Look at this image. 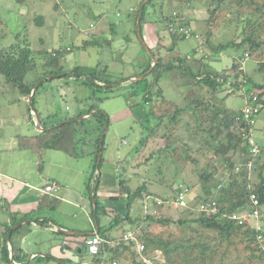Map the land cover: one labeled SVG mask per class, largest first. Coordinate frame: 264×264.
<instances>
[{"label":"rangeland","instance_id":"374dc122","mask_svg":"<svg viewBox=\"0 0 264 264\" xmlns=\"http://www.w3.org/2000/svg\"><path fill=\"white\" fill-rule=\"evenodd\" d=\"M144 1L145 0H22L17 2V0H0V46H10L16 42L20 44L29 42L39 63L42 62L46 53L54 48L59 47V50L64 49V51H66L65 54L58 58V61L60 62L59 66L63 67L64 73H67V75L61 77L56 73L47 75L44 80H53V82H51L50 92H46V87L50 84L41 87L37 92L35 105L33 104L38 112H51L57 114V121H55L53 125H58L66 121L68 115L72 117L79 109L83 108L84 105L90 107L93 103V98L85 99L83 104L76 98V95L82 97L85 91H88V88L82 80L77 79L78 77L74 75V69L80 68L79 70L83 71L97 69L98 66L101 69L106 68L108 71L107 75H104V77L113 81L108 83L118 85L113 88H119V84L123 79L127 78V76L133 74L134 76L128 77L129 80L137 79L140 75L137 76L136 72L148 67L151 56L147 53V49L140 40L137 32V11H133L134 6L138 10L139 5H142ZM210 2L211 0H196L194 2V7L185 8V6L181 7L177 0H154L153 3L149 5V11L146 14L148 22L144 23L142 32L149 46L151 45L155 48L156 44L161 41L160 38H162V53L161 51L159 53L162 54L161 57L163 59H173L177 57L175 54H180L191 68L199 70L200 62L196 60L195 49L203 45L200 48L203 49V52L199 51L200 54L202 53L201 55H205L204 51L207 55H211L214 52V54H212L214 57L212 56L208 65L204 67L206 72L230 67L234 61L232 55H235L236 52L233 49L221 51L219 43L222 41L228 42L235 38L238 32H240V30H238L239 27H236L237 17L229 13H227L228 15L226 16H218L214 21L215 25L211 27L214 31L212 35L213 40H210L212 47L209 48L205 46V35L210 29L204 21L207 14L209 15L204 5L208 6ZM201 7H204V11ZM182 11L191 14L194 21L191 23L190 27L198 30V33L202 34L203 38L192 36L191 38L179 39V41L174 40V45L172 40L173 37H170V32L165 24L159 23V19L163 14L169 16ZM239 17L244 19L246 14H242ZM40 18H42L41 21ZM163 29H165L164 32H168L170 36H166L165 38L161 37V30ZM18 33H20L19 37L17 36ZM85 44L89 46L86 48ZM237 53H242V50ZM188 54H190L189 57L187 56ZM251 57V60L245 65V70L247 73L251 74L253 78L258 81H263L264 72L259 73L255 71L257 68L256 60L259 58V55L254 53ZM258 60L261 61V58ZM40 65L27 75L26 82L34 81L35 78L43 76L45 69ZM143 75L144 74H141L142 78L144 77ZM59 82L61 83L60 85L58 84ZM188 82L187 78L181 77V71L176 68L173 71H167V73L162 76L159 85L162 87L166 97L174 100L175 106L183 107L187 104L184 100L185 95L189 96L197 93L195 88L189 87ZM38 83H41V81L37 82L35 85ZM186 84H188L187 87ZM92 91L93 90L89 91L90 94ZM124 91H127V88H124ZM255 91L259 92L258 90ZM106 93L107 92L104 93L101 90H96L97 95L102 96L106 95ZM122 93V90L118 91V93L115 91V96L110 95L109 98L104 99V101L100 103V106L105 109L111 119H109V129L105 136L104 163L102 167L99 168L98 161H96V159L94 160V162L96 161L97 163V169L91 184L92 190L86 189L88 197L92 196V192L100 183L101 179L99 173L102 172L103 166H105V168H110V170L118 174V177H121V179H127L124 175V170L120 171V160L127 162L124 164L126 166L125 170L130 174L129 180L125 182L126 185H131V187L136 190L139 186L148 182L147 185L149 184L148 187L150 190L162 197L173 196L174 186L182 180L184 181V179L188 181V183H193L195 187H198L200 184V173L205 170V165L210 167V164L214 165L215 162L218 165L215 176L225 177L228 175V168L229 165L231 166V163L221 156H214V146L211 141H206L205 139L202 141L203 137L205 138L202 133L203 130L199 129L196 118L192 116L190 111L183 112L180 116L181 118L179 119L178 117L180 120L179 122L166 121V123L160 125L155 130L154 137L149 138L147 141L149 143L145 147L140 148L139 151H135V147L137 148L139 145L141 131L144 128L142 125L145 124V122L141 121L140 118L137 119V117H128L126 112H128L131 107L127 104V99L121 95ZM131 93L132 101L142 103L134 94L133 89ZM19 95L17 89H15L12 84L6 82L4 75L0 73V103H5L2 107L0 105V112H3L2 115L0 114V170H2V172L6 171L23 176L24 168H20L19 166L21 164L16 165V163H23V167L32 164V169L35 170L36 168L39 169L40 160L38 159V153L35 151L25 153L14 151L13 148L9 150L10 147H15L19 143L20 139L14 136H17L16 134L18 132L22 133L23 130L29 128L27 121L24 120L21 114L26 113L25 111L32 107L30 102L28 103L25 100L18 99ZM222 97L223 95L220 98ZM174 104L172 106L167 104L157 106L156 113H161L164 110V112H172L174 108H176H173ZM219 104L226 108L240 110L246 104V97L242 95L241 88H235V91L219 101ZM5 106L7 108H5ZM150 107L151 104H138L135 110L141 115L144 112L143 110L149 109ZM66 108L72 109L67 111ZM5 113L13 116H7ZM216 114L217 112H214V115ZM7 117L9 120L12 119L14 122L21 121V123H2V119ZM15 117L18 118L16 119ZM156 122L157 119L153 118L152 125ZM86 123L88 125L91 121L87 120ZM258 124L263 128L261 131L258 130L255 135L259 142L264 143V121H259ZM63 127L64 126L57 129ZM188 127L190 128L189 130ZM192 132L195 134L194 137L191 134ZM9 133L12 134L11 138L8 135ZM158 144L160 147H158ZM165 145L169 147V152H166ZM83 149L89 150L90 148L87 144H85L84 148H82L81 145L78 146L80 154H82ZM156 149L157 151L153 155ZM44 153L47 154L48 157L47 169L51 166L49 164V159L52 155L55 157L56 155L67 157L66 154L58 149L44 150ZM235 154L236 152H234V155ZM212 157H214V159ZM237 158L238 157H236V159ZM76 161L80 164L90 166V172L93 171L94 167L92 168L93 162L91 156H83ZM36 163H38V165ZM263 163L264 157L261 160V164ZM117 165L119 167L118 171L116 169ZM104 174L105 171L102 180L104 179ZM144 176H147V181L143 180ZM101 187L102 186L99 188ZM108 189L112 190L111 187H108ZM118 190L119 185L116 188V191ZM100 191L101 190L98 189L97 198L103 197L100 201L102 200L107 205V209H110L112 212L114 211L116 215H118L119 212L123 213L124 216L121 218L128 214V207L125 203L122 202V204L115 206V204H117L115 203L116 201L111 203V199L108 197L105 198V195H101L100 197ZM118 193L124 194L120 191H118L117 194ZM195 195L196 192H192L190 195L192 198L189 197L190 205L192 206L196 205ZM118 197L119 199H123L121 195ZM133 207L134 208L129 209L131 217L134 220L132 223L133 225H141V227L151 231L154 235L169 236L176 239L181 238L183 235L178 225L180 218L198 217L197 213H189L186 209H171L168 211L169 209L164 208L166 212L159 209L158 212L155 213H158L162 217H171L172 220L169 223L152 222L148 220L142 221L143 217L147 215L146 213L154 212L153 205L149 204L143 206L140 205L138 201L133 204ZM77 211L79 215L81 210L78 209ZM92 215L94 218L95 213ZM107 217L108 219H114L115 223L114 227L108 226L107 229L109 228L112 233L119 236L127 225V222L124 225L123 223L125 220H122V224L117 225L118 221L115 220V215ZM0 218H3L1 213ZM99 218L102 219V216ZM102 228L104 230L103 234H105L107 229L104 227L103 222ZM134 232L136 233V231ZM206 237L213 239L214 235L210 232H206ZM86 256L85 260L88 262L87 264H90V256ZM150 256L161 261L160 264L165 261L161 251H155L151 253ZM243 261L246 264L249 263V259L247 260V258H244ZM185 263V261L180 259V263L177 264ZM252 264L257 263L253 262Z\"/></svg>","mask_w":264,"mask_h":264},{"label":"trees","instance_id":"16d2710c","mask_svg":"<svg viewBox=\"0 0 264 264\" xmlns=\"http://www.w3.org/2000/svg\"><path fill=\"white\" fill-rule=\"evenodd\" d=\"M20 1L22 0H17V2ZM153 1L154 0H149L143 6L139 5L138 10L135 7L133 9L134 12L137 11L136 20H138V15L142 7V16L140 18L141 34L143 32L144 23L148 22L146 14L149 11V5L152 4ZM177 1L181 7L185 6V8H191L195 6L194 2L196 0ZM204 6L209 13V15L207 14V17L204 18V21L210 29L205 35L204 45L209 48L212 47L210 40H213L212 35L214 34L211 27L215 25L214 21L216 18L222 15L226 16L228 15L227 13L234 14V16L237 17L236 27H239L238 30H240V32H238L235 38L228 42L222 41L219 43L221 51L233 49L236 52L235 55L231 54L234 61L230 67L206 72L204 67L208 65L213 55H207L204 51L205 55H201V53L200 56H198L200 59H196L200 62V68L199 70H195L191 68L190 65L184 64L186 62L184 58L180 59L175 57L165 60L160 54H156L155 50L150 47L158 58V63L155 67L148 73L153 64L152 58H149L150 64L148 67L138 71L136 74L137 76L144 74V77L132 84H121L119 88H113L114 86L107 87L104 85L105 83L113 82L104 77V75H107L108 71L106 68L101 69L98 66L97 69L83 71H80V68L74 69V75L78 77L77 79L82 80L84 84H89L94 90V95L91 97L93 98V103L88 112L90 113L93 110H97V112L85 120H79L78 118L81 117L83 113L77 112L69 118L71 120L69 123L64 121L56 128L72 124L74 130L79 129L80 131L83 130L85 133H89L91 127L90 124L87 125L86 121L90 120L93 124L96 119L100 123L98 130L101 134L107 121L108 114L100 107V103L108 97L105 95H97L96 90H101L104 93L113 92V95H115V91L117 93L122 90L124 92L123 96L128 100L135 117L145 122V124L142 125L144 128L141 131L139 145L137 148L135 147V151H139L140 148L145 147L149 143L147 141L149 138L154 137L155 130L160 125L166 123V121L179 122L181 114L185 111H190L192 116L196 118L199 129L203 130L202 133L205 138L203 137L202 141L204 139L206 141H211L214 146V156H221L231 163V166L229 165L228 168L227 178L223 181V187L221 188L218 187V184L221 182L220 177L215 176L218 169V165L215 162L214 165L210 164V167L205 165V170L200 173V184L198 187H195L193 183H188L185 179L184 181L182 180L188 185L190 190L189 197L192 192H196L194 196L196 205H190L185 209L189 213H197L198 217L180 218L178 225L183 232L181 238L176 239L169 236L154 235V233L145 230L141 225H133L132 223L134 220L132 217H129L131 221L129 225H126L128 227L124 228L123 234L118 238H111L110 242L104 241L102 244V256L108 254L113 259L120 260L119 264H144L135 246L124 238V234L128 229L136 231L138 238L145 244V251L143 253L145 256L151 255V253L155 251L162 252L165 260L162 264H177L180 263V259L185 261V264H246L243 261L244 258H247V260L249 259L248 264H252L253 262L264 264V221L262 228L258 230L255 222L239 224L232 219H228V215L231 213L243 207L248 208L252 206L250 197L252 192L258 195L262 211L264 212V163L261 164V160L264 157V143L259 142L256 138L260 145V152L255 157H251L253 160L252 166L244 164L250 158V146L245 143V139L240 134V128L246 124L243 120L242 111L241 109L235 110L226 108L219 104V101L228 94L234 92L235 88H241L242 95L246 98L249 97L252 92L258 90L259 98L264 103V79L263 81H258L245 70V65L251 60V56L257 53L261 61L258 60L259 58L256 60L257 68L255 71L259 73L264 72V0H211L208 6ZM201 8L204 11V7ZM242 14H246L244 19L239 17ZM41 20L42 18H40V21ZM193 21L194 18H192L191 14L185 11L169 16L163 14L159 19V23L165 24L170 35L178 40L190 38L192 36H203L198 33V30L190 27ZM182 26H187L192 29L189 37L179 33V27ZM19 35L20 33L17 34L18 37ZM142 37L144 38L143 34ZM144 41L148 44L145 38ZM24 43L25 44H20L16 42L10 46H0V73L4 75L6 82L12 84L13 87L17 89L20 94V98L18 99L24 98L27 100L37 82L41 81L36 93L41 87L53 82V80L49 79L44 80L47 75L54 73L58 74L60 77L67 75V73H64L63 67L59 66L60 62L58 61V58L65 54L66 51H64V49L59 50V47L54 48L48 51L42 62L39 63L30 43ZM196 50L197 49H195V52L199 55L200 49ZM240 50H242V53H237ZM246 52L249 53L250 58L247 61H243L242 58L245 57L244 55ZM196 53L195 57L197 56ZM39 65L45 69L43 76L31 83L26 82L27 75ZM176 68L181 71L182 78H187L189 87L195 88L197 91L194 95H185L184 100L187 104L183 107L175 106L174 100L168 99L162 87L159 85L162 76L167 73V71H173ZM125 80L127 79H123L122 81ZM187 85L188 84H186V87ZM124 88H127V91H124ZM131 88L133 91L135 90L141 93L139 100H141L142 103L132 101V95H130L132 92ZM36 93L33 98L34 105ZM222 95L223 97L220 98ZM138 104H151V107L143 110L144 112L139 115L137 110H135ZM164 104L171 106L174 104L173 108H176H174L172 112H164V110L161 113H156V107ZM214 112H217V114L214 115ZM153 118L157 119L154 125H152ZM108 129L109 123L106 128V133ZM189 129L188 127V130ZM258 130H261V128L258 125V121H256L254 133ZM100 134L97 138L98 143H100L101 140ZM191 134L193 137L195 136L193 132ZM103 144V148L99 151L104 150L105 138ZM158 147H160L159 144ZM164 147L166 148V152H169V147H166V145ZM156 151L157 149L154 150L153 155ZM234 152H236L235 155ZM236 157L238 158L236 159ZM212 158L214 159V157ZM103 162L104 158H102L98 165L101 167ZM237 162L242 163L240 171L235 170ZM120 184L124 187L123 192H126L123 198L126 199L129 207L138 201L140 205H143V193L145 191L150 193L153 197L161 196L153 193L146 185L147 183L139 186L136 190L126 187L123 180ZM177 185L178 183L174 186V192ZM98 188L99 187H97V189ZM97 196L98 193L96 191L95 198L97 205L96 210L93 211L96 219H98L103 211H106L105 205ZM169 198L170 196H166L164 200ZM211 198L218 202L219 211L212 215H206L200 207V203L210 201ZM110 199H119V197H110ZM155 212L157 211L146 213L147 215L143 217L142 221L148 220L152 222L169 223L172 220L171 217H162ZM115 220L118 221V219ZM99 228L101 234H103L104 230L102 226L100 225ZM206 232L213 234L214 238H207ZM104 235L103 238L105 239ZM260 235L263 238L262 241L259 239ZM78 252L82 257L87 255L85 244ZM8 254L9 250L5 247L3 259H6L10 264Z\"/></svg>","mask_w":264,"mask_h":264},{"label":"crops","instance_id":"0c3cea01","mask_svg":"<svg viewBox=\"0 0 264 264\" xmlns=\"http://www.w3.org/2000/svg\"><path fill=\"white\" fill-rule=\"evenodd\" d=\"M164 30L165 29L161 30L160 36L164 38L166 36H170L168 32L166 33L164 32ZM160 40L162 41V38H160ZM172 40L173 44L175 45V41H177L178 39L172 38ZM161 41L156 44V50L153 46L150 45V47L155 50L156 54H160V51L162 53L163 44ZM88 46L89 45L85 44L86 48ZM199 49L200 48H198L197 50ZM199 51L203 52V49H200ZM212 54H214V52ZM175 55L177 56V58L182 59V56L180 54ZM196 55V58L200 59V57H198V53H196ZM187 56L189 57L190 54H188ZM184 64L188 65L187 62ZM132 76L134 75L132 74L130 76H127V78H125L127 80L122 81L119 85H123L124 83L132 84L137 81L136 79L129 80V78ZM36 79H38V77L34 80ZM31 82H33V80ZM51 84L52 83H50V85L46 87L47 93L50 92ZM58 84L60 85L61 83L59 82ZM86 86L88 88V91H85V94L82 97L76 95V98H78L81 104L84 103L85 99L91 98L94 95L93 88L89 84H86ZM91 90L93 91L90 94L89 91ZM133 92L135 95H137L138 98L140 97L141 93L139 91L137 92L134 90ZM111 94L113 95V92L106 93L105 96L109 98ZM123 94L124 92L121 95ZM130 95H132V93ZM19 96L18 98H20ZM20 100L25 99L21 98ZM25 101L29 103V99ZM127 104H129L128 100ZM0 105L2 107L3 105H5V103H0ZM5 108L7 107L5 106ZM89 108L90 107L84 105L83 108L77 111L83 113V118L79 117V120H85L90 116H93L94 113L97 112V110H93L89 113ZM71 109L72 108H66L67 111H70ZM25 112L26 113L21 114V116H23L24 120L27 121V125L29 126V128L23 130L22 133L18 132L16 134L17 136H14L20 139L19 143L15 147H10L9 150L13 148L14 151L19 152H37L38 159L40 160V167L39 169L36 168L35 170L37 171H35L34 169H32V164L25 165V167H23V163H16V165L21 164L19 166L20 168H24L23 176L12 174L6 171L2 172V170H0V213L3 215V218H0L2 219L0 220V264H9L6 259H3L5 247H7L9 250L8 256L10 259V264H63L62 261H64L65 264H84L85 262V264H87L88 262L85 260L87 256H80L78 251L85 244L84 239L87 236L93 235L91 233L96 232L101 234V230L99 227L100 225L102 226V222L104 223V227L106 229L108 226L114 227V219H108L107 216L115 215V219H118L117 225H121L122 220H125L123 223L124 225L126 222L127 225H129V222L131 221V219H129V217H131L129 209H132L134 207L133 205L129 207L127 205L126 199L124 198L111 199V203L116 201L115 203L117 204L114 203L115 206L122 204V202L125 203L128 207V214L125 215V217L121 218L122 216H124V214L120 213L119 211L118 215H116L114 211L112 212L110 209H107V205L102 200V203L106 207V211H103L99 215V217L102 216V219H100L99 217L98 219H96L95 217L93 218L92 215L93 211L96 210L97 205L95 192L99 189L101 190L100 197L101 195H105L104 197H108L109 199L110 197H118L120 195L123 197L126 194V192H123L124 187L122 186V184H120L122 183L123 179H121V177H118V174L111 171L110 168H105V166H103L102 172L99 173V176L102 180V176L105 171L104 179L102 181L100 180V183L97 185V187H102L98 189L96 187L92 192V196L88 197L86 189L92 190L91 184L97 169L96 161L98 159L99 164L100 153H102V158L104 155V150L99 151L103 147L101 148L100 143L97 142V138L100 134V131L98 130V126L100 124L99 121L95 119V122L93 124L90 123L91 128L89 127V133H85V131H80L79 129L74 130V126L72 124L66 125L61 129H57L56 127L59 126V124L53 125V123L57 121V114L51 112L41 113L37 111L41 118V128L37 123V116L36 113H34L33 109L29 108V110ZM126 113L128 117H135L131 108ZM0 114L2 115L3 112H0ZM6 115L13 116L10 114ZM70 117V115L66 117V122L69 123L71 121L69 119ZM15 118L17 119L18 117ZM109 119H111V117H109L108 114L107 120L109 121ZM257 121L258 123L259 121H264L263 111ZM7 122L21 123V121L14 122L12 121V119L9 120L8 117L2 119V123ZM259 127L261 129L263 128L261 126ZM8 135L10 136V138L12 137L11 133H9ZM105 136L106 133L104 135V138ZM85 144H87L90 149H83L82 154H80L78 146L81 145L82 148H84ZM48 149L61 150L64 154H66L68 158L57 155L56 157L52 155L54 156L52 157L50 155L51 157L49 159V164L51 166L49 167V169H47L48 157L47 154L44 153V150ZM83 156L92 157V168L94 167L92 172H90L89 170L90 166L80 164L76 161ZM95 159L96 161L94 162ZM125 162L124 160H120L119 162L120 171L124 170V175L127 177V179L123 180L124 185H126L125 182L129 180L130 177L128 171L125 170ZM36 164L38 165V163ZM101 167L99 166V168ZM118 168L119 167L117 165V171ZM144 177L143 180L147 181V176ZM50 183H56V187L52 191H46L45 186ZM118 185V191L124 194H117L118 191H116V188ZM108 187H111L112 190L108 189ZM126 187H130L132 190H134L131 185H126ZM155 194L157 193L155 192ZM101 198H99V200ZM78 209L81 210V213L79 215V212L77 211ZM126 227L128 226H125V228ZM68 230L74 231V233H68ZM123 231L119 236H116L108 228L105 235L101 234V236L103 237L104 235L105 241L110 242L111 238L120 237L123 234ZM87 255L89 254L87 253Z\"/></svg>","mask_w":264,"mask_h":264},{"label":"built area","instance_id":"2783aa9c","mask_svg":"<svg viewBox=\"0 0 264 264\" xmlns=\"http://www.w3.org/2000/svg\"><path fill=\"white\" fill-rule=\"evenodd\" d=\"M191 30L192 29L190 27L182 26L179 27L178 31L179 33L189 37L191 35ZM244 56L245 57L242 58L243 61H247L250 58L248 52H246ZM263 109L264 103L260 100L258 92L256 91L252 92V94L246 98V104L242 108V116L246 124L240 128V134L245 139V143L250 146V158L247 162L244 163L248 166H252L253 160L251 157H255L260 152V145L256 140L254 127ZM241 167L242 163L237 162L235 170L240 171ZM226 178L227 176L220 177L221 182L218 184L219 188L223 187V181H225ZM55 187L56 183H50L45 186V189L46 191H52ZM189 194L190 190L188 188V185L185 182L181 181L176 186L175 195L169 199L164 200L160 197H153L149 193L144 192L143 206L152 204L154 207V211L157 212L159 209H162L164 211V208H167L169 210L185 209L190 206ZM250 197L252 200V206L248 208L243 207L238 211L231 213L230 215H228V219H232L239 224H244L246 222H255L257 229L260 230L264 221V212L261 208V202L255 192H252ZM200 207L206 215H212L219 211L218 202L213 198H211L210 201L201 202ZM124 238L133 246H135L144 264H160L161 261L156 260L157 258L150 255L145 256L143 254L145 251V244L138 238L137 234L132 229H128L125 232ZM259 239L260 241H262L263 238L261 235L259 236ZM104 241L105 239L99 233H95L84 239L86 252L90 256V264H119L120 260L113 259L108 254L102 256V244L104 243Z\"/></svg>","mask_w":264,"mask_h":264},{"label":"water","instance_id":"95a60500","mask_svg":"<svg viewBox=\"0 0 264 264\" xmlns=\"http://www.w3.org/2000/svg\"><path fill=\"white\" fill-rule=\"evenodd\" d=\"M149 0H145L144 2H143V4H142V6L146 3V2H148ZM141 16H142V7H141V11H140V14H139V18H138V26H137V32H138V34H139V37H140V40H141V42L143 43V46L147 49V51H148V53L150 54V56H151V58H152V60H153V64H152V67H151V70L155 67V65L158 63V58H157V56L155 55V53L152 51V49L150 48V46L148 45V44H146V42L144 41V38L142 37V34H141V24H140V18H141ZM150 69H149V71L148 72H150L151 71ZM144 76V75H143ZM88 78V77H87ZM142 77L140 76V77H138L137 79L139 80V79H141ZM136 79V80H137ZM105 86H107V87H113V86H116L117 84H113V83H105L104 84ZM38 86H39V83L37 84V85H35V87L33 88V90H32V93H31V95H30V98H29V102H30V104H31V107H32V109H33V111H34V113H36V116H37V123H38V125H39V127H41V118H40V115H39V113L36 111V109H35V107L33 106V98H34V95H35V92H36V89L38 88ZM83 118V117H82ZM108 120L106 121V123H105V126H104V128H103V131H102V135H101V143H100V147L102 148L103 147V139H104V135H105V133H106V128H107V126H108ZM42 128V127H41ZM101 160H102V153H100V155H99V163L101 162ZM68 233L70 232V233H74V231H70V230H68L67 231ZM96 233V232H95ZM95 233H91V234H95ZM62 261V260H61ZM63 262V264H65L64 263V261H62Z\"/></svg>","mask_w":264,"mask_h":264},{"label":"clouds","instance_id":"9594fccd","mask_svg":"<svg viewBox=\"0 0 264 264\" xmlns=\"http://www.w3.org/2000/svg\"><path fill=\"white\" fill-rule=\"evenodd\" d=\"M243 108V107H242ZM264 110V109H263ZM241 111H242V109H241ZM146 192V191H145ZM148 193V192H147ZM150 194V193H149ZM175 195V192H173V196ZM172 195L170 196V198H172L173 197ZM156 197H160V198H163L164 199V197H162V196H156ZM190 200V199H189Z\"/></svg>","mask_w":264,"mask_h":264}]
</instances>
